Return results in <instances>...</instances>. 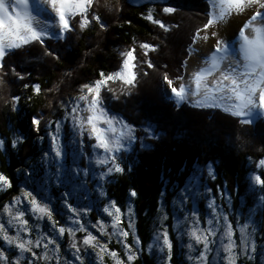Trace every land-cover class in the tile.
I'll use <instances>...</instances> for the list:
<instances>
[{
    "label": "trees",
    "instance_id": "obj_1",
    "mask_svg": "<svg viewBox=\"0 0 264 264\" xmlns=\"http://www.w3.org/2000/svg\"><path fill=\"white\" fill-rule=\"evenodd\" d=\"M165 6L176 7L178 13H164L162 9ZM103 7L104 13H101ZM210 9L209 0H94L93 11L107 25L106 29L102 30L99 24L93 22L79 35L76 43L72 36L60 40L45 39L44 47L51 45L55 51L54 56H46L50 61L46 62L42 73L34 71L35 64H28L29 61H40L37 50L43 52L42 47L32 44L34 49L27 48L24 51L23 47L11 52L13 55L10 53L5 58L6 64L14 67L24 79L10 74L5 77L6 82L0 89V140L4 141V146L0 148V170L12 183L11 188L0 194V210L5 202L20 193L23 184L33 185L28 179L29 175L41 176L46 171L45 156L51 150L49 133L56 122L65 123L66 143L71 144L67 148L68 168H73L77 160L85 164L92 156L88 141L83 143L80 155H76L77 134L72 130L68 117L73 107L71 101L67 100L71 93L85 84L91 85L100 80V73L105 76L111 74L120 62V49H136V59L143 61L141 51L137 48L138 42L153 44L160 40L164 44H171L173 50L170 52H164L162 48L163 53L158 59L151 57L161 67L179 61L178 58L185 55L186 50L180 46L182 40L187 37V33L192 32L191 35H194L196 28L203 26ZM189 12L190 15H184ZM149 14L154 19H164L166 25L171 19L190 18V22L185 24L188 29L186 31L181 26V30L186 32L178 40H174L173 35L167 32L157 37L155 28L158 25L145 19ZM195 14L204 17L202 21L199 20L200 23H194L195 20L191 19ZM55 55L60 58L56 59ZM164 68L169 79L174 82V74L168 71V66ZM25 84L29 85L28 88L24 87ZM34 86H39V94L35 93ZM155 90L160 92L158 98L143 92L133 97L132 104H127L131 118L126 117L134 124L138 139L129 152L122 154L123 159L118 161L127 171L115 174L105 188L108 197L123 212L128 210L130 204L134 209L133 218L142 249L132 264H162L148 252V247L165 216V224L174 244L172 264H189L186 252L173 231L178 197L199 173L202 182L211 187L216 197L220 192L227 191L233 196L235 209L249 212L254 208L259 197L264 195V188L254 186L249 175L257 171L264 179V170L255 168L257 163L264 160V120H258L251 126H242L237 118L222 112L223 109L196 108L190 103L177 105L174 98L170 99L166 95L162 84ZM12 95L21 97L19 111H12ZM105 96L110 97L107 93ZM121 101L126 102L124 99ZM109 102L115 106V99L110 98ZM111 105V113L119 112ZM33 117L40 119L39 132L34 131L30 123ZM145 128H150V131L145 132ZM237 128L245 136L243 147L235 145L233 140ZM152 132L156 138L149 139ZM13 141H16L15 148L12 147ZM141 142L151 145V148L141 147ZM210 165L214 167L215 178L208 175ZM55 191L58 199L62 191L59 188ZM132 191L137 193L135 197L130 195ZM242 198H246L245 204ZM200 204L205 211L206 203L201 201ZM260 228V236L264 239V210L260 214ZM106 238L111 241L112 248L127 260L115 239L110 235ZM239 264H264L263 251L257 249L253 258H242Z\"/></svg>",
    "mask_w": 264,
    "mask_h": 264
},
{
    "label": "snow or ice",
    "instance_id": "obj_2",
    "mask_svg": "<svg viewBox=\"0 0 264 264\" xmlns=\"http://www.w3.org/2000/svg\"><path fill=\"white\" fill-rule=\"evenodd\" d=\"M94 0H35V7L30 0H0V85L4 84L5 77L15 75L18 79L23 80L24 76L16 71L14 67H8L5 58L13 51L20 50L23 47L38 43L44 46L45 39H66L67 34L72 33L76 25L80 29H84L89 24L95 22L99 24L101 29H106L107 25L102 22L101 17L93 11ZM212 11L209 13L207 22L201 29H198L194 34L192 43L195 44L197 40L207 42L209 39L214 41L213 50L210 55L204 59V64L210 65L192 73L191 82H194L195 88L186 86L183 76H177L179 81L177 86H173V80L169 79L167 73L164 74L163 80L170 89V99H175L177 105L190 103L196 108H222L224 112L229 113L232 117L237 118V122L242 126H251L257 120L264 119V0H209ZM51 10L54 14L55 20L58 21L59 30L55 33L49 29L55 27L54 24L46 23L38 20L34 12H41ZM163 12L166 14H173L177 11L174 6H165ZM119 11V9H117ZM247 13L242 26L238 30L239 40L234 43H229L223 37L219 36L214 29L216 25L223 23L228 17L232 15L241 16ZM78 18V19H77ZM145 19L158 25L159 28L165 32L169 28L160 20L154 19L151 14L147 15ZM75 23H72V21ZM40 25L39 27L34 25ZM201 33H204L201 35ZM142 49L156 51V48L148 43L140 45ZM235 49V51H234ZM136 49H130L123 53V61L121 70L105 76L100 73L101 79L94 84H85L81 87V95L78 101L84 102V107H81L79 102H76L69 113L73 131L79 137L77 144L82 146V142L93 141L89 145L94 151L99 150L102 154L101 158L96 160L97 165L103 167L105 172L102 173L99 179L104 180L108 175L114 173L122 174L127 169L118 163L123 159V153L131 150V146L137 142L135 135V127L129 125L122 119L109 114L105 105V99L102 97V89L108 82H121L126 86L127 91L124 95H130V89L137 87V68ZM45 55L54 56L52 51L45 50ZM148 51L144 52L147 57ZM56 59L60 57L55 55ZM147 68L155 67L151 60L143 61ZM186 65V62H185ZM219 74L218 76L216 74ZM147 75L148 73H143ZM214 77L211 83H208L207 78ZM25 84L24 87L28 88ZM35 93L39 94V86H34ZM111 91V89H109ZM113 98L118 99L113 94ZM21 97L19 95H12L10 102L12 111H19V103ZM68 117H66V120ZM33 130L40 131V119L33 117L30 121ZM61 123L56 122L55 128L49 133L51 137V151L54 153V160H64L66 153L64 145L60 140ZM119 125V127H117ZM145 132H149L150 128H145ZM149 139L156 138L155 133L148 137ZM21 139H23L21 137ZM4 146V141L0 140V148ZM12 147H16V141L12 142ZM141 147L150 149L151 145L141 142ZM260 165H264V160H261ZM80 175L79 170L68 169L67 184L68 187L62 193L63 197L73 196L76 185V178ZM208 175L214 177L212 167L208 168ZM254 185L264 188V179L260 175L253 177ZM0 185L7 188L12 187L11 181L6 176L0 174ZM187 191V189H185ZM103 196L104 193L100 192ZM135 197L137 193L132 191L130 193ZM23 198L27 200L29 208L27 209L38 219H47L52 223L54 231L61 236L67 233L71 236L76 231H84L85 229L81 214H87L90 210L88 206H73L64 200L69 213H71L70 224L67 227L61 226L56 228V221L53 220V209L50 207V201L38 200L33 192L24 191ZM259 199L264 202V195ZM21 199L17 198L15 203H20ZM212 208L213 215H215V208L213 204H209ZM103 212L109 217H112V228L114 235L127 239L128 231L117 229V225L121 223L122 211L115 201H109L108 205L103 207ZM114 210V211H113ZM5 211L8 212L7 206ZM25 211H17L14 215L9 212V220L7 227L4 223H0V239H2L9 246H14L18 250L20 256L25 253H30L31 258L25 257L27 264H36L37 259H47L45 257H38L36 252L32 251L33 247L39 248L43 243L44 249H48L49 245H55V250L58 251L59 245L56 244L55 238L41 237L36 241L24 240L21 233L29 234L28 220L24 219ZM195 217L198 214L193 212ZM225 224L223 231H220L219 220L213 224V220L207 221V228H200L199 220H194L196 227L189 226L185 234L189 235L197 244L203 245V252H200L197 259L206 264V255L210 250L211 244H216V237L219 234V244L222 250V259L227 261V264H237V257L241 254L253 258L257 252L255 240L252 238V233L248 231L249 223H244L240 227L239 244L234 239V231L232 224L228 223L227 216L224 217ZM254 223V221H253ZM79 225V228H74L71 225ZM100 225L98 229L103 232V222L97 221ZM131 227V220L129 221ZM14 230L15 235H10L9 231ZM199 233V234H198ZM212 239H209V238ZM46 239V242H44ZM97 237L88 233L82 243L85 246L92 248H99L100 252H105L106 246L97 243ZM136 243L140 241L137 239ZM72 247L79 253L80 249L76 243ZM127 249V260L132 262L136 258L132 247L124 244ZM150 248H156L163 251L168 250V257H171L172 241L169 239V234L164 231L161 235L155 237L153 245ZM192 248V245H189ZM239 249V251H237ZM113 257L115 252L110 253ZM220 255V253H218ZM4 253L0 251V260H6ZM77 260H81L79 255ZM82 264V260H81Z\"/></svg>",
    "mask_w": 264,
    "mask_h": 264
},
{
    "label": "rangeland",
    "instance_id": "obj_3",
    "mask_svg": "<svg viewBox=\"0 0 264 264\" xmlns=\"http://www.w3.org/2000/svg\"><path fill=\"white\" fill-rule=\"evenodd\" d=\"M211 11L212 9L209 10V12ZM101 13H104V7ZM175 13H178V12H175ZM33 15H35L38 20H42V21H45L46 23L54 24L55 27L49 29L50 32L55 33L56 31L59 30L58 21L55 20L54 14L51 13L50 9H48L47 11L34 12ZM184 15H190V12L184 13ZM192 16L193 17H191V19L195 20L194 23H197L196 21L199 22V20L202 21L204 18L203 16L198 17V14H195ZM189 19L190 18H183V20L171 19V22L167 25L164 19H162V22L169 28V31H167V34H172L174 40H178L180 36L183 35V33L187 31L188 28L186 27L185 24H187V22H190ZM178 21H180L181 23H179ZM206 22L207 20L205 21V23ZM72 23H75V21L73 20ZM194 23L191 26H193ZM34 25L37 27L40 26L38 24H35V21H34ZM181 26L186 28V31L184 29L181 30ZM202 27L203 26L197 27L195 30V33L197 32L198 29H201ZM85 29L86 27L84 29H80L79 25H76L75 30L72 33L67 34V35L72 36L76 43V41L79 39V35L83 33ZM210 31H212V29ZM155 32H156L157 37L159 36V34L161 35L163 32L166 33L163 29L159 27L155 28ZM191 33L192 32L187 33V37H185V39L182 40V43L180 45L184 50L186 48L187 52L185 50V55L182 54V56L178 58L179 61L178 60L176 62L173 61L170 64H166V65L168 66V71L174 74L175 76L174 78H176L177 76H183L184 77L183 82L185 83V85L195 88L194 82H191L192 73L195 71H198L201 68L210 66V65L204 64L205 58H202V59L200 58L201 63L203 62L202 65L201 63L198 66L196 65L199 60V57L203 55V52H207V53H209V51L212 52L214 41L212 39H209L206 42V50L204 51L201 44L205 43V41L197 40V42L193 44L192 39L194 35H191ZM33 44L35 46L39 45L40 47H42L38 43H33ZM44 44H46V41ZM141 44L143 43L138 42L137 48L141 51V55L144 58L143 61L151 60L153 64L155 65V67L152 69H149L147 68L146 63H143V61H139L136 59L135 63L138 65L137 68L135 69L137 73V77H138L137 87L134 89H130L131 91L130 95L123 94L128 89H126V86H124L119 81L108 82V84L105 87H103L102 93H101L102 97H104L105 99V105L109 111V114L122 119L123 121H125L131 126H133L134 124L127 120V117L131 118V116L128 115L127 104H132L133 97H137L141 93L147 92L151 97L158 98V95L160 94V92H156L155 88L161 84L164 86L166 95L168 97L171 96L170 89L168 88L167 84L163 80V75L166 72L164 67H167V66L165 65L161 67V65L156 64L154 60L151 59V57L158 59L160 55L163 53L162 48L164 49V52L165 50H167L168 52H170V50H173V48L171 47V44L167 45V44L162 43L160 40H157L156 43L153 42V44H150L156 48L155 52L142 49L140 47ZM198 44L199 46H197ZM34 45L31 44L30 46L28 45L25 46L24 51L27 48L34 49L35 48ZM42 48H43V52L40 50H37V54L38 56H40V61H34V63H32L31 61L28 62V64H35L34 71L37 74L42 73L43 68H45L46 62L50 61L46 59L47 55H45V50L52 51V52L55 51V49H53L51 45L47 47L43 46ZM130 49H133V48H130ZM130 49H124V48L120 49V52L122 51L120 62L113 69L112 73L121 70L122 61L124 59L123 53ZM31 50L32 49L28 50L27 54H29ZM145 51H148L147 57L144 56ZM210 53L208 55H210ZM134 54L137 58L138 56L137 53L135 52ZM11 55L13 54L11 53ZM191 59H192V62L190 63ZM182 62H184L183 63L184 68L181 67ZM185 62H186V65H185ZM36 64H39V65L36 66ZM145 72H147L148 74L144 75L143 73ZM212 78L214 79V77ZM207 80L209 84L212 81L211 77H208ZM178 83L179 81L175 80L173 83V86H177ZM2 86H4V84L0 85V89ZM109 89H111V91H109ZM80 90L81 88L78 91L73 92L68 96L67 100L71 101V106H73L76 102H81V101H78V97L82 94ZM106 93L110 96L109 98L105 96ZM113 94H115V97H119V98L118 99L113 98ZM110 98L115 99L114 107L111 105V103L113 102H109ZM122 99L126 100V102L125 101L122 102L121 101ZM80 105L81 107H84V102H81ZM110 105L113 108L119 110V112L117 111L116 114L111 113L109 110ZM226 114H229V113H226ZM261 120H264V119H261ZM117 127H119V125H117ZM54 128L51 130V132L54 130ZM64 129H65V123L62 122L61 131H60V140L64 145V150L66 153L65 159L64 160H54V153H52V151L50 150V152L45 156L46 171L44 172V174L41 176H34V175L28 176L29 181L32 182L33 185L27 186L26 184H23L20 193L12 197L7 202H5L4 206L0 210V223H4L7 227V221L9 220V212L14 215L17 211H25L26 214H25L24 219L28 220L29 222L28 228L30 232L27 235L23 232L20 234L24 240L30 239L32 241H36L37 239H40L41 237H45L46 239L53 238V237L55 238L56 244L59 245L58 251L55 250L56 248L55 245H49L48 249H44L43 243L41 244L39 248L33 247L32 251L36 252L38 257L47 256V259H37L36 264H81V260H82V264H132L136 260V258L139 257V253L142 249L141 238L138 235V231H137L138 227L133 218L134 209L132 207V204H130L126 212H123L121 210L122 211L121 223L117 225V229L129 232V236L127 237V239H124L122 237H118L117 235L112 234L113 228L111 225H112L113 218L109 217L106 213H104L102 209L103 207L108 205L109 201H114L108 197L109 194L106 192L105 186L108 187L107 183L110 182L111 178L117 173L113 172L112 174L108 175L104 180L99 179L100 175L105 172V169L97 165L96 163V160L101 158V155H102L99 153V150L94 151L92 149V156L86 160L85 164H83L82 162L80 163V160L76 161L77 163L72 169L80 171V175L76 178L77 187L75 188L73 196H68L66 198L62 196V193L65 191V188L68 187L67 175H68L69 168L67 166V162L68 163L70 162L67 159V157L69 156V152H67V148L68 146L71 145V144L66 143V133L64 132ZM78 140H79V137L77 136L76 141ZM233 140L235 142V145L241 146V147L244 146L245 136L239 128L236 129ZM88 142H90V144L93 143V141H88ZM83 143L84 142H82V146H83ZM82 146H79L77 144V153H76L77 156L80 155ZM211 167L214 173V167L213 166ZM255 168L264 170V165H260V163H257ZM0 174H3L4 176H6L1 170H0ZM255 175H259V172L253 171L252 175H249V178L253 185H254L253 177ZM90 185H92L93 188ZM56 188H59L62 191L58 199L56 198V191H55ZM7 189H8L7 187L0 185V194L6 191ZM185 189H187V191H185ZM185 189L181 192L180 196L177 199V202L175 203L177 212H175L176 218L173 224L174 225L173 231L176 234L178 241L181 243L182 247L184 248L186 252L185 253L186 259L189 264H202V262L199 261L197 257L199 256L200 252H203V245L197 244L193 239L189 237V235L185 234L186 229H188L189 226L196 227L193 221L197 219L199 220L198 227L207 228L208 227L207 221L209 219H212L214 225L216 224V221L219 220L220 223L218 227L220 228V231H223V226L225 224V221H224L225 216H227L228 218L227 222L232 224L233 226V231L235 233L234 239L236 240L237 244H239L240 227L246 222L249 223L250 227L248 228V231L252 233V238L256 242L257 249H261L263 251V260H264V239L260 236L261 235L260 234V231H261L260 214L264 210V202H262L259 199L256 206L252 208L249 212L248 210L241 211L240 209H235L233 196L227 191H224V193L220 192V194L216 197V195L212 192L211 187L206 185L204 182H202L201 176L199 173H197L191 179L190 183ZM24 191L33 192V195H35L38 200L50 201V207L53 209V220L56 221V225H55L56 228H59L61 226L67 227L70 224V217L72 214L69 213L67 210V207L64 203L65 199H67V202L69 204H72L74 207L75 206H80V207L88 206L90 210L87 212V214L82 213L80 217L87 231L86 232L76 231L71 236L66 231L65 234L61 236L58 232L54 231L53 225L47 219V217L43 219H38L36 216L33 215V213L27 210L29 208V205L27 203V200L23 198ZM100 192H103L104 195L103 196L99 195ZM245 197H247V195ZM17 198L21 199L20 203H15ZM245 200L246 198L241 199V201L244 204H245ZM59 201L61 202V204L59 203ZM201 201H204L206 203L205 211H203V208L201 207V204H200ZM209 204H213V207L215 208V215H213L212 208L209 207ZM6 206L8 208V212L5 211ZM241 206H243V204ZM240 207H237V208H240ZM193 212L197 213L198 215L194 217L192 215ZM130 220H131V227L129 226ZM166 220H167V216H165L164 219L161 221L160 227L157 229L154 239L150 245H153L155 241V237L157 235H161L164 231L168 232L169 239L172 241V244H173L171 233L169 231V228L165 224ZM97 221L103 222V225H104L103 235H101V232L98 230L100 228V225L97 224ZM71 226L74 228H79V225L73 224ZM88 233H91L92 235H95L97 237V241L94 243L98 242L99 244L105 245L107 250L105 252H100V249L98 247L92 248V247L83 245L82 241ZM9 234L15 235V231L10 230ZM109 235L113 237L115 241L122 247L123 253L125 254L126 258H127V255H126L127 249L124 247V244H128L132 247L134 253L136 254V258L132 262H129L128 260H125L124 258H122L120 254L118 253V251L112 248L111 241L106 238V237H109ZM46 239L44 242H46ZM137 239L140 241L139 244L136 243ZM209 239H212V238L210 237ZM216 240H217L216 244L210 245V250L208 251L206 255V264H227V261L222 259L223 253L221 250V246L219 244V234L217 235ZM73 243H76L77 246L79 247L80 249L79 253H77L76 249L72 247ZM189 245H192L191 249L189 248ZM0 251H2L5 257L7 258L6 260H0V264H10V263L27 264L25 257L31 258L30 253H25L23 254V256H20L18 250L15 249L14 246H9L2 239H0ZM172 251H173V247H172ZM172 251H171L170 259H167L168 250L166 248L163 251H160L156 248L148 247V252L154 255L162 264H172V259H173ZM237 251H239V249H237ZM112 252L116 253L115 257H113L110 254ZM218 253H220V255H218ZM77 255L81 257V260L76 259ZM245 257L246 256H244L243 254L239 255L237 257V264H239L240 260Z\"/></svg>",
    "mask_w": 264,
    "mask_h": 264
},
{
    "label": "bare ground",
    "instance_id": "obj_4",
    "mask_svg": "<svg viewBox=\"0 0 264 264\" xmlns=\"http://www.w3.org/2000/svg\"><path fill=\"white\" fill-rule=\"evenodd\" d=\"M30 2L33 3V6L35 7V0H30ZM247 15V13H245L244 15L241 16H237V15H232L230 17H228L223 23L218 24L215 26L214 29L218 32L219 36L223 37L225 40H227L229 43H234L237 42L239 40V36H238V29L242 26V23L245 19V16ZM239 25V26H238ZM204 33H201V35H203ZM203 47V50H206V42L201 44ZM199 46V44L197 45ZM213 50V49H212ZM191 51V50H190ZM235 51V49H234ZM211 51H209L210 53ZM209 53L207 52H203V55L201 57H199V60L197 62L198 66L201 63V59L205 58L206 55H208ZM198 57V56H197ZM201 58V59H200ZM187 59V58H186ZM193 59V58H192ZM192 59L190 60V63L192 62ZM197 60V59H196ZM203 63V62H202ZM201 63V65H202ZM192 66V65H190ZM194 66V65H193ZM191 74V73H190ZM217 76L219 75L218 73L216 74ZM211 79L213 80V78L211 77ZM165 92V91H164ZM166 93V92H165ZM166 100V99H165ZM182 107V106H181ZM194 109V108H193ZM180 110V109H179ZM224 112V111H222ZM173 124V123H172ZM175 126V125H174Z\"/></svg>",
    "mask_w": 264,
    "mask_h": 264
}]
</instances>
